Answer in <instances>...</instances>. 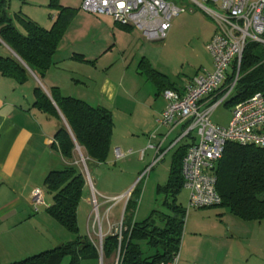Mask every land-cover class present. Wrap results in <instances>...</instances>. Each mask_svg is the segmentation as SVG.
<instances>
[{
    "label": "trees",
    "instance_id": "trees-1",
    "mask_svg": "<svg viewBox=\"0 0 264 264\" xmlns=\"http://www.w3.org/2000/svg\"><path fill=\"white\" fill-rule=\"evenodd\" d=\"M9 3L10 0H0V39L17 58H0V72L4 77L24 84L29 68L43 80L76 11L60 6L58 0H52L51 8L60 14L52 29L46 30L20 14L10 17L7 13ZM120 27L129 32L134 30ZM139 69L140 74L146 75L159 92L175 90L169 77L154 70L146 59L140 62ZM239 72L234 93L225 104L230 108L256 94L264 97L263 45L251 43L247 46ZM236 73L237 65L234 64L227 84L234 81ZM34 106L60 122L54 148L70 165L51 171L45 179L46 192L53 201L47 213L72 234L74 240L11 264H63L67 258L69 264L100 259L103 264H116L117 261L118 264L171 263L180 252L187 216V210L179 204L178 198L183 191L182 162L189 145L182 146L174 155L169 180L157 189L158 207L146 220L137 222L135 215L142 194V182L137 184L126 205L121 240L118 234L112 233L104 237L101 250L89 236L80 233L78 208L87 182L81 166L77 164V148L87 162L107 163L114 129L112 115L106 109L64 97L57 88L51 89V98L37 88ZM216 175V190L222 198L220 208L246 222L264 220V149L228 144Z\"/></svg>",
    "mask_w": 264,
    "mask_h": 264
},
{
    "label": "crops",
    "instance_id": "crops-1",
    "mask_svg": "<svg viewBox=\"0 0 264 264\" xmlns=\"http://www.w3.org/2000/svg\"><path fill=\"white\" fill-rule=\"evenodd\" d=\"M10 7L11 0L7 9L10 17L20 14L30 18L46 30L52 29L60 14L58 10L51 8L53 14H48V21L41 20L37 14L31 11L24 14L22 12V14L10 13ZM62 7L67 8L68 6L62 5ZM94 20L98 24L103 23L112 31L115 42L110 48L105 49L104 54L97 59L85 53L71 54L67 58V60H71L70 65L76 66L77 64L79 67H76V70H71L69 77H66L68 72L67 74L64 72L66 71L64 65L67 63H63L64 58H59L67 34L64 35L53 57L52 66L43 80L29 68H27L29 76L24 84H19L14 79L4 77L0 72V264L17 262L20 257L30 255L32 251H44L47 248H55L56 245L58 247L60 246L58 243L64 241V239H67L68 242L66 243L74 240H70L71 238L63 229H60L61 226L47 213V209L53 201L50 195L49 201L45 197L47 194L44 185L45 179L51 171L62 170L65 166L70 165V162L65 160L61 153L54 148L55 134L60 127V122L34 106L35 90L37 88H41L50 98L51 89L57 88L64 97L81 100L92 107L109 111L114 122L110 152V156L111 154L114 156V161H111L109 157L107 162L117 164L122 160L117 159L115 153L117 149L123 150L119 146H114L116 126L112 110L118 106L120 100L126 97L130 98L132 92L122 84L123 80L119 82L112 81L106 77L101 82L96 94H90L91 87L80 80L84 79L86 81V77L82 76L84 74L80 73V68L84 65L96 66L97 60L107 58L118 48L119 38H132L137 30L126 31L111 18L104 20L100 17ZM121 51L126 53L125 50ZM124 53L122 56L123 63L127 61L124 58ZM15 55L0 39V58L16 57L17 55ZM77 56L83 58L84 61H81ZM79 76L80 78H78ZM194 77L181 86L169 79L175 85L176 91L184 93L186 85ZM87 79L93 81L92 75L88 76ZM157 92V97L162 99L160 109L155 112L157 125L153 126V131L147 137L144 148L137 152L129 150L133 152L132 155H140L141 162H151L152 165L157 156L155 147L161 146L165 151L162 160L153 167L151 165V170L148 173L150 174L148 186L153 176L150 172H153L156 165L171 155L166 184L169 180L174 155L182 146L190 144V141H182L168 151L169 147L179 138L183 127H176L171 130L158 125L157 121L166 108L167 101L163 96V92ZM90 162L93 164L95 173L100 172L107 164ZM154 180L155 183L157 181V184L154 183L157 196L158 187L165 184H160L162 183L160 177L157 179L154 177ZM133 181L134 179L126 187L123 186L125 189L123 192L131 187ZM108 188L106 185L100 186L102 196L105 197L104 193L110 191ZM35 189H40L44 193V202L38 207V212H35L33 205V192ZM156 201H158V196ZM107 204L108 202L103 199L101 204L103 215H106L110 209ZM180 204L187 210L188 202ZM121 205L123 206L124 215L127 204L120 202L118 207ZM91 206V192L89 195L86 186L78 208L80 233L83 236H89L95 245H98V241L93 237L96 234L92 233L94 234L92 235L89 228L92 213ZM117 215L119 217V212ZM118 217L116 216L114 224L117 223ZM81 224L82 226L85 225L86 233H82ZM58 225L60 228L57 227ZM52 231L55 234L52 235ZM108 235H111L110 227L107 228L105 237ZM83 264L102 263L100 259L99 261H84ZM177 264H264V220L261 222H246L235 217L226 209H211L191 213L185 220Z\"/></svg>",
    "mask_w": 264,
    "mask_h": 264
},
{
    "label": "rangeland",
    "instance_id": "rangeland-1",
    "mask_svg": "<svg viewBox=\"0 0 264 264\" xmlns=\"http://www.w3.org/2000/svg\"><path fill=\"white\" fill-rule=\"evenodd\" d=\"M51 1L52 0H11L9 12H22L24 14L27 11H31L37 14L41 20H48V14H53L52 9H54H51ZM82 1L83 0H58L61 6L67 5V8L76 11L75 18L65 33V35H67L63 43L62 51L59 54V58H64L65 60L63 63H67L64 65L66 68V71H64L65 74L68 72L66 77H69L71 70H76V67H79L77 64L76 66L70 65L71 60H67V58L71 54L85 53L97 59L100 58V55L104 54L105 49L110 48L115 42L112 31L103 23L99 22L100 24H98L95 22L94 19L100 17H95L82 11ZM173 1L177 5L184 7L186 12L174 18L172 27L164 41H146L141 33L137 31L132 38H119L118 48L107 58L97 60L96 66L91 67L83 64L84 66L80 68V73L84 74L82 76L86 77V81L84 79L80 80L86 82L91 87L90 94H96L101 82L106 77L110 78L112 81L119 82L123 80L122 84L132 92L130 98L126 97L120 100L118 106L114 107L112 110L116 126L114 146H119L123 151L133 150L137 152L146 146L147 137L150 135L151 131H153V126L157 125L155 121V112L159 110L162 105L161 97H157L156 95L158 94L157 91H159L156 85L149 80L146 75L140 74L141 70L139 69V65L143 59H146L154 70L168 76L172 82L179 86L183 85L184 82H187L195 75L201 74L204 70L212 71L213 59L207 46L216 34L218 29L217 23L206 12L190 2L181 0ZM204 6L207 8L211 7L206 3ZM101 18H104V20L110 19L109 17ZM121 50H125L126 53ZM123 53L125 54L124 58L127 60L125 63H123L124 59H122ZM231 74L232 68L230 70V75ZM91 75L93 81H88L87 78ZM78 78H80V76ZM231 119L232 108L225 106V104L216 109L211 116V121L215 125L221 127H227ZM81 154L82 153L78 151L79 161H81L83 157ZM110 160L114 161V156L112 154ZM170 161L171 155L167 156L163 162L155 166L153 172H150L153 176L149 182V186L147 185L150 176L148 171L152 163H148L147 161L144 163L141 162L140 155L138 154L122 159L117 164H110L107 162L102 170L96 173L92 162H87V159L86 166L91 184L98 195L101 194L100 186L106 185L109 187L108 189L110 191L104 193L107 199L122 197L127 194L128 191H131L135 187L137 181L143 177L141 184L143 192L139 198V204L135 215V219L138 222H142L148 218L152 210L158 207L159 203L156 201L157 196L154 187L157 181L155 183L154 177L155 179L160 177V182H162L160 184L164 185L168 178ZM79 166H81L83 170L84 165L80 163ZM133 179L134 181L131 187L123 192V190H125L123 186L125 185L126 187ZM91 184H87L89 195L91 192ZM188 195V192L183 190L178 198L179 204L188 202ZM45 197L48 201L50 200L49 194H46ZM97 200L100 205L99 214L95 213L93 206H91L90 209L92 213L89 226L91 234H96L93 236L96 241H98L100 237L99 226L102 229L103 237H105L107 228L111 227V231L115 232V229L119 227L120 221L124 216L123 206L121 205L118 207L119 204H115L111 200L107 201V205L110 206L109 211L106 215H103V209L101 208L103 198L97 196ZM123 202L126 203V200ZM186 207L187 216L195 211L211 209L223 210L220 207L188 210V205ZM118 212L119 217L117 215ZM116 216L118 217V221L114 224ZM97 218H99L100 225L96 223L93 230V222H98ZM57 227L60 228L59 225ZM60 229H63L71 238L70 240L74 239V236L64 228L61 227ZM81 231L82 233H86L85 225L82 226ZM53 233L55 234V232L52 231V235ZM49 238L51 237L49 236ZM66 242H68L67 239H64V241H60L58 244L62 245L66 244ZM97 243H99V241ZM52 249L47 248L44 249V251H32L30 255H23V257H20L19 261ZM63 264H69V258H67Z\"/></svg>",
    "mask_w": 264,
    "mask_h": 264
},
{
    "label": "built area",
    "instance_id": "built-area-1",
    "mask_svg": "<svg viewBox=\"0 0 264 264\" xmlns=\"http://www.w3.org/2000/svg\"><path fill=\"white\" fill-rule=\"evenodd\" d=\"M188 1L206 12L216 23L218 29L207 46L213 59V70H204L196 75L185 87L184 93L167 90L163 93L167 106L157 123L171 130L182 126L179 138L168 151L182 141H190L182 162L183 189L188 192V210L217 208L222 198L216 190L217 168L228 144L254 146L264 149V97L256 94L251 99L232 108V119L227 127L215 125L211 121L213 112L226 104L232 97L244 52L251 43L264 46V0H181ZM209 4L207 8L204 4ZM81 9L85 13L98 17H109L120 26L130 27L141 33L149 42H161L167 38L172 21L186 9L173 0H83ZM237 65L234 81L228 83L230 70ZM153 148V147H152ZM156 159L152 167L160 162L165 154L162 147H155ZM80 152V149L77 148ZM117 159L132 155L115 151ZM83 174L87 184L91 180L87 171L86 159L82 157ZM151 168H149V171ZM148 171V173H149ZM143 181L141 177L137 184ZM135 187L122 197L107 199L96 193L91 184V204L99 214L100 205L97 196L115 204L131 198ZM44 202V193L40 189L33 192L35 212ZM108 217V215H107ZM94 221L92 229L96 223ZM123 219L112 233L123 232ZM99 249L103 247V232L99 226ZM179 254L169 264H177ZM118 264V261L117 263Z\"/></svg>",
    "mask_w": 264,
    "mask_h": 264
},
{
    "label": "water",
    "instance_id": "water-1",
    "mask_svg": "<svg viewBox=\"0 0 264 264\" xmlns=\"http://www.w3.org/2000/svg\"><path fill=\"white\" fill-rule=\"evenodd\" d=\"M16 56V55H15ZM17 57V56H16ZM101 263L103 264V260L101 259Z\"/></svg>",
    "mask_w": 264,
    "mask_h": 264
},
{
    "label": "bare ground",
    "instance_id": "bare-ground-1",
    "mask_svg": "<svg viewBox=\"0 0 264 264\" xmlns=\"http://www.w3.org/2000/svg\"><path fill=\"white\" fill-rule=\"evenodd\" d=\"M126 208V207H125Z\"/></svg>",
    "mask_w": 264,
    "mask_h": 264
}]
</instances>
